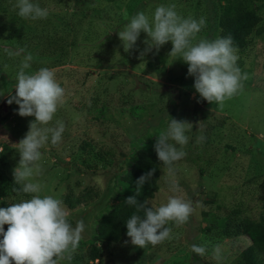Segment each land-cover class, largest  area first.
I'll use <instances>...</instances> for the list:
<instances>
[{
	"label": "rangeland",
	"instance_id": "1",
	"mask_svg": "<svg viewBox=\"0 0 264 264\" xmlns=\"http://www.w3.org/2000/svg\"><path fill=\"white\" fill-rule=\"evenodd\" d=\"M32 2L47 8V18H21L12 8L15 0H0V147L4 148L0 208L34 195L13 191L19 186L12 175L19 161L13 144L24 137L34 117L19 116L18 105L6 102L7 94H15L16 73L24 55L30 53L33 60L26 72L52 69L66 92L65 104L48 125L55 126L56 120L64 123L62 140L40 150L43 172L32 182L42 185V197L79 199L74 209L66 206L68 220L73 227L80 219L86 225L74 258L61 264H88L89 246L97 244L93 240L96 219L114 204L120 177L134 161L135 150L155 141L170 118L193 124L186 133L190 138L184 146L187 155L176 164V178L183 190L178 195L199 203L194 204L187 224L173 227L171 240L141 249L131 245L125 232L116 243L100 244V264H218L212 256L216 244L224 257L219 264H244L239 254L250 243L232 232L243 218L264 219V8L257 12L260 34L252 32L246 47L238 51L237 65L248 79L221 106L209 104L195 92L187 64L168 55L171 42L158 53L153 49L138 59L146 34L142 32L136 48L128 52L117 35L136 13L151 17L158 5L175 4L182 17L205 18L197 40H214L219 14L215 0ZM243 3L264 6V0ZM20 47L25 49L23 54L9 55ZM200 135L205 139L197 143ZM156 184L150 199L153 207L172 195L164 168L159 169ZM193 244H207L206 254L192 253Z\"/></svg>",
	"mask_w": 264,
	"mask_h": 264
},
{
	"label": "clouds",
	"instance_id": "2",
	"mask_svg": "<svg viewBox=\"0 0 264 264\" xmlns=\"http://www.w3.org/2000/svg\"><path fill=\"white\" fill-rule=\"evenodd\" d=\"M17 15L33 21L45 19L47 8H42L32 0H15L12 5ZM176 5H158L151 17L141 11L133 15L122 31L117 33L125 52L136 48L141 33L146 34L142 41L145 45L139 51L138 59H143L153 49L158 53L160 48L171 42L169 56L179 57L187 64V75L194 78L193 88L199 97L209 104L223 105L243 88L247 73L241 72L237 65L238 48L232 37H219L214 40L201 38L197 34L205 26L204 17H182L177 13ZM195 41V42H194ZM25 52L23 47L9 55L20 56ZM33 60L29 53L24 55L16 73L15 94H7V103L18 105L17 114L21 117H34L29 122L28 131L15 145L19 161L12 170L15 185L13 191L34 194L30 199L11 203L0 208V264H61L72 261L85 231L83 219L73 227L70 215L63 201L51 195L41 196L42 185L32 182L34 176H40L43 168L41 149L47 143L58 145L62 140L65 125L56 120L55 126L48 125L53 121L59 107L66 102L65 88L61 87L55 72L42 67L28 73ZM199 102V100L197 101ZM193 124L186 119L170 118L166 129L161 131L153 145L158 161L165 169V183L172 195L166 203L153 207L150 199L138 202L142 187L148 183L156 168L142 174L137 180V193L125 199V203L135 211L126 220V235L131 245L144 249L149 245L156 246L173 238V227L189 222L195 211L191 198L178 195L183 190L176 178V164L187 153L184 150L189 142L187 132ZM205 137L200 135L196 142L202 143ZM4 148L0 147V153ZM5 225L7 230L5 231ZM129 241H125L127 244ZM190 251L203 257L207 244L191 245ZM212 256L218 264L223 260L222 247L216 244ZM100 264V261H97Z\"/></svg>",
	"mask_w": 264,
	"mask_h": 264
},
{
	"label": "trees",
	"instance_id": "3",
	"mask_svg": "<svg viewBox=\"0 0 264 264\" xmlns=\"http://www.w3.org/2000/svg\"><path fill=\"white\" fill-rule=\"evenodd\" d=\"M215 1L219 8L217 38L230 35L233 44L238 48V51H241L246 47L247 38L252 32L260 34V17L257 12L264 8L263 4H261L262 2L257 7L252 8L245 5L243 0ZM154 143L155 141H152L148 146H141L135 150L134 161L120 177L119 191L113 198L114 204L96 219L93 240L98 245L92 244L89 246L87 255L89 260H98L100 258V244L116 243L127 232L126 220L130 218L135 209L128 206L124 201L127 197L136 195L138 187L136 180L152 168H156L152 179L142 187L140 195L136 198L138 202L142 203L145 199H151L156 192L159 169L164 168V166L157 159L153 148ZM63 203L69 210H72L80 205L81 202L77 198L65 197ZM69 222L72 225L70 220ZM4 227L6 231L7 226ZM223 233L229 234L228 230ZM232 234L243 235L250 243L240 252L239 258L241 261L244 264H260L262 261L261 256L264 258L263 217L255 222L248 218H243Z\"/></svg>",
	"mask_w": 264,
	"mask_h": 264
},
{
	"label": "built area",
	"instance_id": "4",
	"mask_svg": "<svg viewBox=\"0 0 264 264\" xmlns=\"http://www.w3.org/2000/svg\"><path fill=\"white\" fill-rule=\"evenodd\" d=\"M88 264H97V260L95 259V260H90L89 262H88Z\"/></svg>",
	"mask_w": 264,
	"mask_h": 264
},
{
	"label": "water",
	"instance_id": "5",
	"mask_svg": "<svg viewBox=\"0 0 264 264\" xmlns=\"http://www.w3.org/2000/svg\"><path fill=\"white\" fill-rule=\"evenodd\" d=\"M2 111H5V101L2 103Z\"/></svg>",
	"mask_w": 264,
	"mask_h": 264
}]
</instances>
